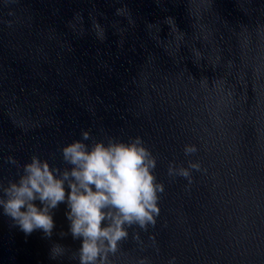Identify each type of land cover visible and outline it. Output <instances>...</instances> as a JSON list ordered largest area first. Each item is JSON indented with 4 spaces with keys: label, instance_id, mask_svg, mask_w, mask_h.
I'll list each match as a JSON object with an SVG mask.
<instances>
[{
    "label": "water",
    "instance_id": "95a60500",
    "mask_svg": "<svg viewBox=\"0 0 264 264\" xmlns=\"http://www.w3.org/2000/svg\"><path fill=\"white\" fill-rule=\"evenodd\" d=\"M85 130L142 138L165 188L110 264H264V0H0V185L22 172L9 157L66 167ZM189 160L191 183L168 175ZM54 213L49 239L0 210V264H78Z\"/></svg>",
    "mask_w": 264,
    "mask_h": 264
},
{
    "label": "clouds",
    "instance_id": "9594fccd",
    "mask_svg": "<svg viewBox=\"0 0 264 264\" xmlns=\"http://www.w3.org/2000/svg\"><path fill=\"white\" fill-rule=\"evenodd\" d=\"M81 137L60 150L67 165L64 168L54 167L38 155L22 166L9 157L7 162L22 172L7 186L0 185V210L26 236L40 230L50 239L56 227L54 210L66 204L69 233L74 240H82L71 258L78 264H110V255L128 238L129 229L136 226L148 231L150 225L155 227L165 188L154 175L157 159L142 138L97 141L87 130ZM197 151L195 145L184 148L185 156ZM193 170L200 171L201 164L189 160L188 167H178L172 162L168 175L191 183ZM134 239H139L138 233ZM65 252L64 245L53 244L50 257L55 260ZM173 262L174 258L169 264Z\"/></svg>",
    "mask_w": 264,
    "mask_h": 264
}]
</instances>
